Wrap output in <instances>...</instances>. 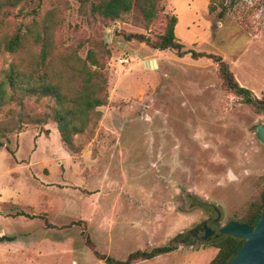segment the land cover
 <instances>
[{
	"label": "rangeland",
	"instance_id": "obj_1",
	"mask_svg": "<svg viewBox=\"0 0 264 264\" xmlns=\"http://www.w3.org/2000/svg\"><path fill=\"white\" fill-rule=\"evenodd\" d=\"M218 3L229 9L223 19L221 6L210 12L211 0H162L164 11L146 26L134 15L111 21L76 0H0V42L27 35L16 53L0 47V82L13 64L36 70V37L45 27L54 44L48 71H74L70 66L92 51L106 63L109 82L108 104L98 109L102 117L91 115L86 131L74 138L75 151L51 117L52 98L30 97L23 106L2 109L0 264H106L88 237L100 253L119 260L176 239L177 250L138 264L212 262L219 239L192 246L191 233L204 222L214 230L239 222L260 197L264 143L256 126L264 124V110L227 90L212 60L195 64L191 55L181 59L126 36L156 40L174 15L185 50L202 45L243 80L240 59L258 58L257 68H264V0ZM257 34L261 44H251ZM247 46L253 51L244 54ZM120 58L130 63L121 65ZM150 60L163 61V68L145 66ZM259 73L254 85L243 86H263ZM73 75L63 80L78 87ZM213 206L221 211L218 222Z\"/></svg>",
	"mask_w": 264,
	"mask_h": 264
},
{
	"label": "trees",
	"instance_id": "obj_2",
	"mask_svg": "<svg viewBox=\"0 0 264 264\" xmlns=\"http://www.w3.org/2000/svg\"><path fill=\"white\" fill-rule=\"evenodd\" d=\"M76 1L82 5L91 3L93 12L111 21L120 20L126 15H134L139 19V22L146 24V26L151 24L164 11V7L161 5L162 0H101L99 3L92 2L91 0ZM219 6L222 7L219 18L223 19L229 11L224 3H218V0H211L210 12H215ZM177 23L178 18L176 16L168 17L165 32L156 40H152L144 34H131L126 36V40H137L161 52L173 51L180 58L191 54V57L195 60L200 58L212 60L218 65L221 79L227 90L241 97L243 103L251 105L258 111H263L264 99L258 98L253 91L239 84L229 63L223 57L212 53H198L196 51L185 50L184 44L176 36L175 29ZM26 37V33L17 32L15 35L0 42V47L10 53H16L21 49ZM36 40L41 44V52L36 70H20L13 64L2 73L3 78L0 82V113L9 103H17L23 106L25 105V100L30 97H36V100L48 97L52 98L55 104L52 107L51 117L57 123L63 143L71 151H75L74 138L86 131L92 114L97 120H100L102 112L98 109L108 104L109 82L107 72L105 71L106 63L98 59L94 52L91 51L87 59L82 61L81 65L76 64L78 67L75 64L70 66L74 71H48L47 69L51 65L54 50L51 29L45 27L43 33H37ZM69 64L70 62L67 66ZM70 72H74L73 76L80 79L78 87L72 84H65L63 80L64 75H70ZM2 145L3 142H0V147ZM10 153L14 156L12 151ZM263 211L264 188L261 191L260 197L250 203L247 212L239 222L254 227L258 223ZM22 215H25V213H22ZM218 239L212 246L218 248L219 251L210 264H229L245 241L222 234ZM8 240L14 241L13 238H9ZM175 240L172 239L168 244L152 248L151 250L135 251L124 260L100 253L96 243L89 237L87 238V243L96 257L106 264H135L139 261L151 260L177 250L178 245L175 244Z\"/></svg>",
	"mask_w": 264,
	"mask_h": 264
},
{
	"label": "water",
	"instance_id": "obj_3",
	"mask_svg": "<svg viewBox=\"0 0 264 264\" xmlns=\"http://www.w3.org/2000/svg\"><path fill=\"white\" fill-rule=\"evenodd\" d=\"M144 64L149 68H157V62L155 60L146 61ZM256 134L264 143L263 123L256 126ZM214 209L219 215L217 219V221H219L221 218V211L216 206H214ZM204 229V240L211 238L215 234V231L209 228L206 223H204ZM220 234L230 235L245 241L239 252L229 264H264V211L254 227L242 224L238 221H231L221 228ZM192 246H194V243Z\"/></svg>",
	"mask_w": 264,
	"mask_h": 264
},
{
	"label": "crops",
	"instance_id": "obj_4",
	"mask_svg": "<svg viewBox=\"0 0 264 264\" xmlns=\"http://www.w3.org/2000/svg\"><path fill=\"white\" fill-rule=\"evenodd\" d=\"M175 31H176V29H175ZM193 34V36H195V34L194 33H192ZM257 37V38H256ZM264 37V36H263ZM210 38V37H209ZM209 38H208V40H209ZM262 38V37H261ZM263 39H260V35H256L255 37H254V39L252 40V42H251V44L253 43V42H256V41H258V44H261L260 42L262 41ZM250 44V45H251ZM192 50H189V51H196V52H198V53H200V52H205L206 53V51H204V50H202L201 49V47H202V45H199L198 43H196V42H194L193 44H192ZM248 51H253L252 50V48H250V46H247V48H246V50L244 51V54H246ZM258 52V51H257ZM189 55H191V54H187L186 56H184V57H182L181 59H186V58H188V56ZM180 58V57H179ZM205 58H200V59H198V60H195V59H191L192 61H193V63H195V64H200L201 62H202V60H204ZM207 59V58H206ZM225 60V59H224ZM241 61L242 60H244V66H245V70H247V71H243L245 74H244V77H243V80H241L240 78H237V80H238V82H239V84L242 86V87H245V86H248V87H251L250 85H254L255 84V78H256V74H260L259 72L260 71H264V68L263 69H258L257 68V65H256V62L255 61H259V59L257 58V59H250V61H248V59H247V57L246 58H242V59H240ZM262 61V60H261ZM157 62V61H156ZM163 66H164V62L163 61H160V62H158V64H157V67H158V69H161V68H163ZM236 76V75H235ZM261 78L264 80V75L262 74V76H261ZM263 83H264V81H263ZM257 84V83H256ZM243 85H245V86H243ZM247 88V87H246ZM258 88V87H257ZM253 89V88H250V90L251 91H253L254 93H255V95L257 94V93H262L263 91H261L260 89L262 88H264V85L263 86H260L259 87V89ZM260 90V91H259ZM257 96V95H256ZM258 97V96H257ZM32 217H35V215H31ZM107 238H108V241H109V244H112V236H111V233H109V235L107 236ZM98 240V242H99V238H97ZM100 243V242H99ZM216 250H217V254H218V251H219V249L218 248H216ZM216 254V255H217ZM164 255H166V254H164ZM161 256V255H160ZM216 257V256H215ZM152 260V259H151ZM147 261V260H146ZM139 262H142V261H139ZM139 262H137V263H135V264H138Z\"/></svg>",
	"mask_w": 264,
	"mask_h": 264
},
{
	"label": "flooded vegetation",
	"instance_id": "obj_5",
	"mask_svg": "<svg viewBox=\"0 0 264 264\" xmlns=\"http://www.w3.org/2000/svg\"><path fill=\"white\" fill-rule=\"evenodd\" d=\"M203 205H207V206L209 205V206H210V204H208V203H203ZM213 209H214V206H213ZM214 210H215V209H214ZM217 214H218V213H217ZM218 217H219V215H218ZM218 217H217V219H218ZM217 219L215 220V222H218ZM204 223H206L207 226H208V223H207V222H204ZM204 223L201 224V225H198V226L195 228V230L191 233V236H192V238H193V240H194L193 242H191L192 244L194 243V245H195V244L198 243V242H202V243L210 242V241H212L213 239H218V237L221 235V234H220V230H221V228L218 229V230H214V229H212L211 227L208 226L209 228H211L212 230L215 231V234H214L211 238H208L207 240H204V239H203V237H204V235H205ZM188 240H189V238L186 237L185 241H188Z\"/></svg>",
	"mask_w": 264,
	"mask_h": 264
},
{
	"label": "built area",
	"instance_id": "obj_6",
	"mask_svg": "<svg viewBox=\"0 0 264 264\" xmlns=\"http://www.w3.org/2000/svg\"><path fill=\"white\" fill-rule=\"evenodd\" d=\"M119 63L121 65L128 64V63H130V60H129V58H120Z\"/></svg>",
	"mask_w": 264,
	"mask_h": 264
}]
</instances>
